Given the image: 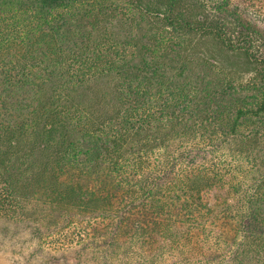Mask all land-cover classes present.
<instances>
[{
    "label": "trees",
    "instance_id": "1",
    "mask_svg": "<svg viewBox=\"0 0 264 264\" xmlns=\"http://www.w3.org/2000/svg\"><path fill=\"white\" fill-rule=\"evenodd\" d=\"M260 14L0 0V218L78 263L264 264Z\"/></svg>",
    "mask_w": 264,
    "mask_h": 264
},
{
    "label": "rangeland",
    "instance_id": "2",
    "mask_svg": "<svg viewBox=\"0 0 264 264\" xmlns=\"http://www.w3.org/2000/svg\"><path fill=\"white\" fill-rule=\"evenodd\" d=\"M258 10L262 12L260 18L252 20L264 34V1L259 3ZM225 69H237V77L250 78L249 75L232 66L231 62L222 65ZM75 250H63L51 247L39 241L31 233V227L26 222H14L0 218V264H92L83 260L78 263Z\"/></svg>",
    "mask_w": 264,
    "mask_h": 264
}]
</instances>
